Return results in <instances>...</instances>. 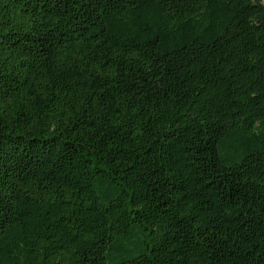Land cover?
<instances>
[{
    "label": "trees",
    "instance_id": "obj_1",
    "mask_svg": "<svg viewBox=\"0 0 264 264\" xmlns=\"http://www.w3.org/2000/svg\"><path fill=\"white\" fill-rule=\"evenodd\" d=\"M0 264H264L262 0H0Z\"/></svg>",
    "mask_w": 264,
    "mask_h": 264
},
{
    "label": "rangeland",
    "instance_id": "obj_2",
    "mask_svg": "<svg viewBox=\"0 0 264 264\" xmlns=\"http://www.w3.org/2000/svg\"><path fill=\"white\" fill-rule=\"evenodd\" d=\"M262 2L264 3V0H262Z\"/></svg>",
    "mask_w": 264,
    "mask_h": 264
}]
</instances>
